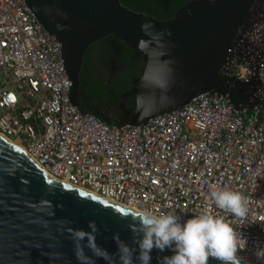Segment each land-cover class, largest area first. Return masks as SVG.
<instances>
[{
	"label": "built area",
	"instance_id": "1",
	"mask_svg": "<svg viewBox=\"0 0 264 264\" xmlns=\"http://www.w3.org/2000/svg\"><path fill=\"white\" fill-rule=\"evenodd\" d=\"M221 74L233 96L205 91L146 123H108L73 103L62 44L27 1L0 0V133L50 176L145 214L223 217L246 240L237 255L264 264V5ZM224 187L246 198L247 219L215 206L210 191Z\"/></svg>",
	"mask_w": 264,
	"mask_h": 264
},
{
	"label": "water",
	"instance_id": "2",
	"mask_svg": "<svg viewBox=\"0 0 264 264\" xmlns=\"http://www.w3.org/2000/svg\"><path fill=\"white\" fill-rule=\"evenodd\" d=\"M62 44L70 96L82 112L80 75L88 47L113 34L146 65L129 122L186 104L205 91L233 96L224 65L232 41L261 0H191L168 19L121 0H26ZM243 84L245 82H242ZM145 213L50 176L25 150L0 134V264H122L121 248L140 264L138 229ZM171 249H153L162 264ZM239 264H251L240 258ZM209 264H221L209 258Z\"/></svg>",
	"mask_w": 264,
	"mask_h": 264
},
{
	"label": "clouds",
	"instance_id": "3",
	"mask_svg": "<svg viewBox=\"0 0 264 264\" xmlns=\"http://www.w3.org/2000/svg\"><path fill=\"white\" fill-rule=\"evenodd\" d=\"M210 197L217 208L235 219H247V200L240 193L226 187L213 188ZM138 233L140 264H150L153 249L173 251V255L162 258V264H209L210 257L221 264H239L237 254L246 244L223 217L207 211L184 223L174 213L146 214ZM121 256L122 264H132L127 246H122ZM256 256L264 260V249L258 250Z\"/></svg>",
	"mask_w": 264,
	"mask_h": 264
},
{
	"label": "flooded vegetation",
	"instance_id": "4",
	"mask_svg": "<svg viewBox=\"0 0 264 264\" xmlns=\"http://www.w3.org/2000/svg\"><path fill=\"white\" fill-rule=\"evenodd\" d=\"M128 1L136 4L140 11H145L147 8L151 15L171 18L182 5L191 0ZM263 2L264 0L257 2L254 8L263 5ZM88 54L89 60L85 61L82 68L84 89L81 88L82 83L80 82L79 100L82 105L84 107L86 104L89 105L104 120L106 118L118 124L129 122V110L134 105L135 93L128 96L126 93L138 86L146 65L144 57L110 35L94 41L87 49L86 56ZM91 82H101L104 85L103 103L96 99L91 101L87 99L90 94L85 86ZM87 109L91 111L90 108Z\"/></svg>",
	"mask_w": 264,
	"mask_h": 264
},
{
	"label": "trees",
	"instance_id": "5",
	"mask_svg": "<svg viewBox=\"0 0 264 264\" xmlns=\"http://www.w3.org/2000/svg\"><path fill=\"white\" fill-rule=\"evenodd\" d=\"M122 2H123V4H125L126 6H128V7H130V8H132V9H134V10H137V11H140L139 10V8H138V6L136 5V4H134L133 2H129L128 0H121ZM145 13H147V14H150L149 12H148V9L147 8H145V11H144ZM156 16V15H155ZM156 17H158V16H156ZM158 18H161V19H168V18H163V17H158ZM110 36H112V37H115L116 39H118V40H120V41H122L120 38H118V37H116L115 35H113V34H109ZM122 43L125 45V46H127V47H130L126 42H124V41H122ZM131 48V47H130ZM89 60V54H88V56H85V61H88ZM85 61H84V63H85ZM82 73H83V71H81V88L82 89H84V86H83V77H82ZM103 87H104V85L101 83V82H91L90 84H88V85H86L85 86V88H86V90L89 92V94H90V97H88L87 99L88 100H94V99H96V100H99L100 102H104V95H103V92H102V89H103ZM235 99L236 100H238V96H236L235 97ZM85 107L86 108H90L91 109V111L93 112V113H95V114H98L99 115V113L97 112V111H95L94 109H92L91 107H89V105H85ZM100 116V115H99ZM129 120V119H128ZM105 121H107L108 123H115L114 121H112V120H108V119H106L105 118Z\"/></svg>",
	"mask_w": 264,
	"mask_h": 264
},
{
	"label": "bare ground",
	"instance_id": "6",
	"mask_svg": "<svg viewBox=\"0 0 264 264\" xmlns=\"http://www.w3.org/2000/svg\"><path fill=\"white\" fill-rule=\"evenodd\" d=\"M1 135H3V136H5L3 133H0ZM8 140H10L12 143H14L15 145H17V146H19L20 148H22L23 150H25L26 152H27V154H29L28 153V151L19 143V142H17V141H14L13 139H11V138H9V137H7V136H5ZM29 156H30V154H29ZM87 190V189H86ZM238 258H240V259H242V260H244V261H246V262H249V263H251L249 260H247V259H245V258H242L241 256H239L238 255ZM252 264V263H251ZM254 264V263H253Z\"/></svg>",
	"mask_w": 264,
	"mask_h": 264
},
{
	"label": "rangeland",
	"instance_id": "7",
	"mask_svg": "<svg viewBox=\"0 0 264 264\" xmlns=\"http://www.w3.org/2000/svg\"><path fill=\"white\" fill-rule=\"evenodd\" d=\"M263 5H264V2H263ZM263 5H261V6H263ZM261 6H258V7H255V8L257 9V8H259V7H261ZM255 8H254V9H255Z\"/></svg>",
	"mask_w": 264,
	"mask_h": 264
}]
</instances>
